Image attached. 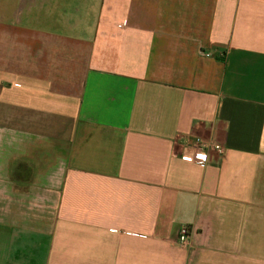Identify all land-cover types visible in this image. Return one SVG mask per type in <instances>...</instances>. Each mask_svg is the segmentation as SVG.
Here are the masks:
<instances>
[{
  "label": "crops",
  "instance_id": "obj_1",
  "mask_svg": "<svg viewBox=\"0 0 264 264\" xmlns=\"http://www.w3.org/2000/svg\"><path fill=\"white\" fill-rule=\"evenodd\" d=\"M0 264H264V0H0Z\"/></svg>",
  "mask_w": 264,
  "mask_h": 264
},
{
  "label": "built area",
  "instance_id": "obj_2",
  "mask_svg": "<svg viewBox=\"0 0 264 264\" xmlns=\"http://www.w3.org/2000/svg\"><path fill=\"white\" fill-rule=\"evenodd\" d=\"M213 152L218 155L224 153V147L213 140L196 139L191 145V155L186 160L205 166L208 161L209 154ZM193 230L190 226H182L174 240L179 248H187L192 244Z\"/></svg>",
  "mask_w": 264,
  "mask_h": 264
}]
</instances>
